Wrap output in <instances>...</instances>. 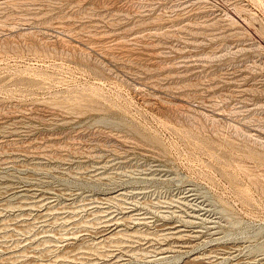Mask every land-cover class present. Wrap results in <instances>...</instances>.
<instances>
[{
    "label": "rangeland",
    "instance_id": "374dc122",
    "mask_svg": "<svg viewBox=\"0 0 264 264\" xmlns=\"http://www.w3.org/2000/svg\"><path fill=\"white\" fill-rule=\"evenodd\" d=\"M0 264H264V0H0Z\"/></svg>",
    "mask_w": 264,
    "mask_h": 264
}]
</instances>
